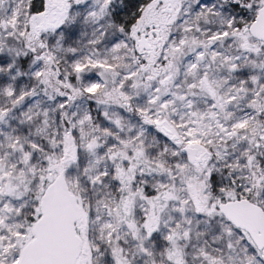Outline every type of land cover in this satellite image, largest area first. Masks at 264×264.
Returning a JSON list of instances; mask_svg holds the SVG:
<instances>
[{"label": "snow or ice", "instance_id": "snow-or-ice-1", "mask_svg": "<svg viewBox=\"0 0 264 264\" xmlns=\"http://www.w3.org/2000/svg\"><path fill=\"white\" fill-rule=\"evenodd\" d=\"M0 264H264V0H0Z\"/></svg>", "mask_w": 264, "mask_h": 264}]
</instances>
